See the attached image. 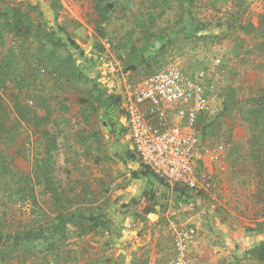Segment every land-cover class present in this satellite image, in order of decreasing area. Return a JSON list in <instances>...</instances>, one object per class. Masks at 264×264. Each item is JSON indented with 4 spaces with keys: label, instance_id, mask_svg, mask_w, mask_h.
Masks as SVG:
<instances>
[{
    "label": "rangeland",
    "instance_id": "374dc122",
    "mask_svg": "<svg viewBox=\"0 0 264 264\" xmlns=\"http://www.w3.org/2000/svg\"><path fill=\"white\" fill-rule=\"evenodd\" d=\"M259 3L119 0L104 24L99 12L105 2L0 0V60L12 53L17 65L0 88V234L26 239L20 246L0 243V264H169V222L195 230L189 264H261L246 253L251 247L231 241L236 235L264 237L263 195L245 121L261 88L255 94L241 88L232 96L237 87L214 65L224 58L223 42L237 32L254 31L264 39L259 24L256 31L242 18L250 10L258 21L264 11ZM122 46L130 48L125 57ZM137 50L141 55L131 69ZM110 57L140 77L176 62L186 75L204 72L212 87L195 171L209 178L213 196H178L155 180L158 195L149 190L157 197L154 226L152 218L128 214L134 204L116 194L115 180L126 177L137 186L142 167L99 77ZM36 95L47 98L51 112L41 127L15 111L25 115ZM218 144L230 147L217 155Z\"/></svg>",
    "mask_w": 264,
    "mask_h": 264
},
{
    "label": "built area",
    "instance_id": "2783aa9c",
    "mask_svg": "<svg viewBox=\"0 0 264 264\" xmlns=\"http://www.w3.org/2000/svg\"><path fill=\"white\" fill-rule=\"evenodd\" d=\"M120 64L114 57L103 61L99 77L119 99V123L139 165L170 188L213 196L209 178L195 171L202 119L211 113L212 87L204 72L186 75L173 62L140 77L125 72ZM214 65L223 69V59H216ZM229 147L218 144L214 152L222 155ZM169 226L174 255L169 264H189L194 228L171 222Z\"/></svg>",
    "mask_w": 264,
    "mask_h": 264
},
{
    "label": "trees",
    "instance_id": "16d2710c",
    "mask_svg": "<svg viewBox=\"0 0 264 264\" xmlns=\"http://www.w3.org/2000/svg\"><path fill=\"white\" fill-rule=\"evenodd\" d=\"M96 1L105 2L102 11L99 12L100 19L105 24L106 22L104 21H106L107 13L112 12L114 10L116 3L119 0H96ZM260 1H262L264 5V0H260ZM1 17L2 20L5 22L6 16L2 12H1ZM258 24H259V30L264 35V11L258 19ZM52 35H53L52 33L49 34V37L51 38ZM67 41L72 49L78 50V47L72 40H67ZM259 49L264 50V40L259 44ZM68 59L70 63H72L73 66L75 67L74 69H77V66H75L74 59L72 58L70 59L69 57ZM15 61H16L15 55L13 56L12 53L6 57H3L0 60V88L4 86L5 83L4 81L9 79L10 76L13 74V70L16 69L17 65ZM130 68L135 69V67L132 66H130ZM127 69L128 67H125V69L123 70L127 72ZM78 71L81 72L80 69H78ZM33 97L34 98L32 99L33 101L31 106H28V104H26L27 107H25L26 108L25 115H23L18 108H16L15 111L20 115V119H22V121L27 123L30 120H34L36 122L35 126L41 127L45 123H47L46 122L48 120L47 118L49 117V113H51L49 103L47 98L43 95H36ZM108 102L109 105H111V103L115 104V106L119 109V99L116 96L114 95L109 96ZM252 103L253 106L250 107L248 110H246L245 113L246 115L245 121L247 122L249 126V130L251 131L250 138L248 140V147H249L248 153L251 161L254 163V166L256 167L258 184L260 188L258 193L260 195L261 194L263 195L262 199L264 202V85L259 90L258 95L253 99ZM0 109H1V99H0ZM37 111L43 112L44 115L41 117L38 116ZM45 153L46 155H48L49 152H45ZM139 174H141L142 177L149 175L151 178L164 184L161 180L157 179L151 173L149 174L146 168L142 167V169L139 171ZM174 189L177 192L178 196L182 195V197L185 196V192L187 191L179 188L178 189L174 188ZM141 197L142 199L144 198L146 202H148V205L146 204V206H143V204H140L139 215L141 217H146L149 213L153 211L154 196L151 191H148V192H144V194ZM90 220L93 223L97 222V219L94 218ZM36 238L39 237L37 236ZM4 240L5 238H3V235L0 234V243H4V244L8 243V244H12V245L15 244L17 246H20L23 242H25L24 240L26 239L23 238L22 234H16L8 237L7 240H5L6 242ZM246 253L251 259H254L261 264H264V241L258 245L252 246L249 250H247Z\"/></svg>",
    "mask_w": 264,
    "mask_h": 264
},
{
    "label": "crops",
    "instance_id": "0c3cea01",
    "mask_svg": "<svg viewBox=\"0 0 264 264\" xmlns=\"http://www.w3.org/2000/svg\"><path fill=\"white\" fill-rule=\"evenodd\" d=\"M260 1V0H259ZM262 1H260L259 4H261ZM241 14L238 16L240 17ZM243 23H247V21L251 22V25L254 30L257 31L258 29V21L255 18V15L253 12H246L244 14ZM264 39H261L257 32L252 31V33L244 32V30L239 31L236 33L235 36H232L231 38L225 40L222 47V53H223V65H224V72L226 73V76L230 78V83H232L235 91V94H232V96H236V93L241 88H248L247 92H241L244 94H248V92L257 93V91L263 86L264 84V72H262V54L259 51V44ZM139 47V46H138ZM140 49V48H139ZM123 56H127V52L130 50V48L127 50L125 46H122L120 48ZM141 50H137V52L132 56V63L130 66L135 65L137 62L136 60L140 58ZM128 61V60H127ZM222 69V70H223ZM130 74H137L136 70L131 71L127 70ZM241 97V95H239ZM238 96V98H239ZM127 136V133H126ZM134 160L136 158L134 157ZM137 165H139L138 161L136 160ZM149 173V172H148ZM150 174V173H149ZM157 181V180H156ZM139 184L137 186L131 187L128 183V180L126 177H118L115 180L114 185H118L119 188L116 192L117 195L122 196V203H130L134 204V210L129 211L128 214H138L140 212V204H143V206L148 205V202L145 201V199H142V195L144 192H148L150 189H154L155 196L158 195L157 188L155 187V179H151V177L143 176L141 179H139ZM158 183V182H156ZM125 184L129 185L125 189ZM154 185V187L152 186ZM166 185V184H165ZM156 189V190H155ZM153 193V192H152ZM154 207L153 211L149 213L146 217L143 218H152L151 222L155 225L158 217V206H157V197L154 198ZM156 204V205H155ZM127 220H124V223H126ZM231 241H233V238H231Z\"/></svg>",
    "mask_w": 264,
    "mask_h": 264
},
{
    "label": "water",
    "instance_id": "95a60500",
    "mask_svg": "<svg viewBox=\"0 0 264 264\" xmlns=\"http://www.w3.org/2000/svg\"><path fill=\"white\" fill-rule=\"evenodd\" d=\"M264 241L263 235H257V236H252V237H245L243 235H236L233 237V242L236 244H242L247 247H252L254 245H258L261 242Z\"/></svg>",
    "mask_w": 264,
    "mask_h": 264
}]
</instances>
